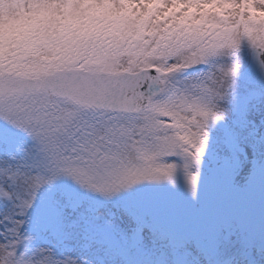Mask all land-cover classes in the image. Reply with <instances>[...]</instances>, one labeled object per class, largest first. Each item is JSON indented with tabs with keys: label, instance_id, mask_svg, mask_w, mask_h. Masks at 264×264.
Here are the masks:
<instances>
[{
	"label": "snow or ice",
	"instance_id": "snow-or-ice-1",
	"mask_svg": "<svg viewBox=\"0 0 264 264\" xmlns=\"http://www.w3.org/2000/svg\"><path fill=\"white\" fill-rule=\"evenodd\" d=\"M0 264H264V0H0Z\"/></svg>",
	"mask_w": 264,
	"mask_h": 264
}]
</instances>
